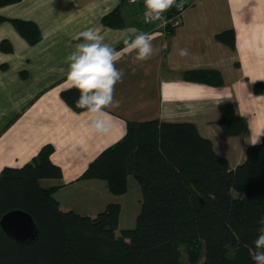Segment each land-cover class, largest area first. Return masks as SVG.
<instances>
[{"label": "crops", "instance_id": "1", "mask_svg": "<svg viewBox=\"0 0 264 264\" xmlns=\"http://www.w3.org/2000/svg\"><path fill=\"white\" fill-rule=\"evenodd\" d=\"M183 2L186 7L176 16L168 18L166 12L164 20L149 23L144 0H21L1 7L0 17L7 20L0 23V172L31 161L49 143L51 160L63 176L41 180V186H59L53 196L62 211L97 214L107 204L119 203L122 195H111L102 180L79 177L124 137L128 121L150 120L191 123L230 169L242 164L251 138L264 135V0ZM118 7L123 25L105 26L102 18ZM9 19L37 24L39 41L29 45ZM130 27L153 35L156 51L150 60L133 63L135 53L123 52L124 30ZM88 28L122 53L116 67L125 73L115 86L118 105L105 109L111 131L104 136L91 135L88 117L61 97L68 90L66 57L82 42L74 37ZM228 30L234 33L233 47L216 38ZM2 41L10 50L2 49ZM182 48L188 49L187 57L178 55ZM190 70L217 72L221 84L188 81L183 74ZM225 103L246 120L242 134L223 133L219 106ZM130 187L138 196L132 175L127 192Z\"/></svg>", "mask_w": 264, "mask_h": 264}, {"label": "trees", "instance_id": "2", "mask_svg": "<svg viewBox=\"0 0 264 264\" xmlns=\"http://www.w3.org/2000/svg\"><path fill=\"white\" fill-rule=\"evenodd\" d=\"M19 1L0 0V8ZM183 5L171 8L167 17L179 14ZM5 20L0 17V23ZM9 21L29 45L39 41L37 24ZM102 23L122 26L120 7L106 14ZM216 38L234 46L231 30ZM1 47L10 50L7 41ZM183 77L221 84L219 74L210 70H190ZM78 96L75 89L61 94L71 109L82 112L75 107ZM219 113L224 134L245 132L246 120L232 104H221ZM52 153L53 146L45 144L31 161L0 172V218L22 210L39 231L35 242L21 244L0 228V264H183L181 251L184 264H253L249 248L264 217V135L261 143L246 149L244 162L230 169L191 123L128 121L124 137L104 149L79 177L102 180L111 195L120 196L127 192V177L132 175L141 206L135 227L122 230L118 203H109L94 215L59 208L53 196L59 186L40 184L63 176Z\"/></svg>", "mask_w": 264, "mask_h": 264}, {"label": "clouds", "instance_id": "3", "mask_svg": "<svg viewBox=\"0 0 264 264\" xmlns=\"http://www.w3.org/2000/svg\"><path fill=\"white\" fill-rule=\"evenodd\" d=\"M135 4L136 0H129ZM183 0H144L145 23L162 21L164 14L171 8L183 9ZM125 53H135L131 57L133 63H142L152 58L155 53L153 35L140 31L135 27L124 30ZM130 34V35H129ZM75 40V50L66 57L68 64L65 87L75 89L79 96L75 107L83 109L80 114L88 117V131L91 135L104 136L111 131V122L105 117V109L118 105L115 100V86L122 82L125 73L116 67L121 58V52L104 42V36L93 28L79 32ZM183 58L189 55L187 48L179 50ZM261 143L260 135L252 137L251 146ZM257 237L249 253L253 264H264V217L258 221Z\"/></svg>", "mask_w": 264, "mask_h": 264}, {"label": "water", "instance_id": "4", "mask_svg": "<svg viewBox=\"0 0 264 264\" xmlns=\"http://www.w3.org/2000/svg\"><path fill=\"white\" fill-rule=\"evenodd\" d=\"M0 228L8 238L21 244L35 242L39 232L34 219L22 210L5 213L0 218Z\"/></svg>", "mask_w": 264, "mask_h": 264}, {"label": "rangeland", "instance_id": "5", "mask_svg": "<svg viewBox=\"0 0 264 264\" xmlns=\"http://www.w3.org/2000/svg\"><path fill=\"white\" fill-rule=\"evenodd\" d=\"M190 1V0H189ZM139 198V200H138ZM141 193L139 192L138 196L136 193L129 188L128 192L122 195L119 199V205L121 207L120 220H119V229H132L135 227L136 217L140 211L141 206ZM182 254V263H185L184 252Z\"/></svg>", "mask_w": 264, "mask_h": 264}]
</instances>
